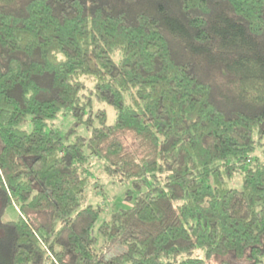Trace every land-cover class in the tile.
Returning a JSON list of instances; mask_svg holds the SVG:
<instances>
[{"label": "trees", "instance_id": "obj_1", "mask_svg": "<svg viewBox=\"0 0 264 264\" xmlns=\"http://www.w3.org/2000/svg\"><path fill=\"white\" fill-rule=\"evenodd\" d=\"M0 264H264V0H0Z\"/></svg>", "mask_w": 264, "mask_h": 264}, {"label": "rangeland", "instance_id": "obj_2", "mask_svg": "<svg viewBox=\"0 0 264 264\" xmlns=\"http://www.w3.org/2000/svg\"><path fill=\"white\" fill-rule=\"evenodd\" d=\"M98 108H102L107 113L106 124H111L114 120V112L111 107L105 104H96ZM74 119L68 112H62L59 116L46 123V129H53L64 135L69 128L73 127ZM95 125H98L95 122ZM27 129L30 127L27 125ZM78 135L88 136L89 131L85 126L75 128ZM103 161L91 159V184L85 189L84 198L86 203L98 205L102 208V212L95 224L94 234L98 239V245L101 238L97 232V227L102 221L108 219L112 212L121 209H127L132 205V198L136 197L138 192L133 189L131 181H119L115 178L107 177L102 173ZM128 197H131L129 200ZM16 208L10 206L5 210L4 219H13L16 217Z\"/></svg>", "mask_w": 264, "mask_h": 264}]
</instances>
